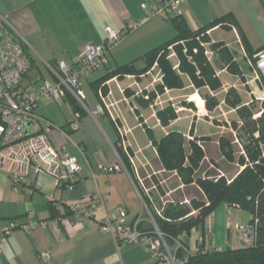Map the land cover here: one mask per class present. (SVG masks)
Returning a JSON list of instances; mask_svg holds the SVG:
<instances>
[{"label": "crops", "instance_id": "obj_1", "mask_svg": "<svg viewBox=\"0 0 264 264\" xmlns=\"http://www.w3.org/2000/svg\"><path fill=\"white\" fill-rule=\"evenodd\" d=\"M156 2L0 0V17L6 20V23L0 20V32L10 30L9 24L23 38L20 45L31 63L29 72L20 81L21 86L42 80L55 85L57 80L47 65L55 67L61 62L72 66L85 45L103 42L106 29L118 32L126 24H138L111 49L107 65L80 77L87 110L79 112V118H75L70 94L60 101L39 99L35 113L43 124L50 125V144L57 152H64L73 159L79 181L70 189L59 188L49 176L31 173L23 183L16 185L0 174V231L12 223L19 226L0 240V264H159L144 247L118 244L111 233L80 222L72 215L66 220L57 210L58 205L69 207L91 202L92 218L100 224L121 206L127 213L125 221H133L145 208L117 151L131 158L134 172L141 170L149 175L158 170L152 166L157 158L152 146L155 130L163 137L178 123L187 121L189 132L195 122L204 118L214 129L220 128L210 122L213 118L208 115L219 105L208 112L199 91L187 77L183 79V75L184 88H163L162 93L155 89L161 84L156 64L141 74L106 76L129 64L137 71L143 70L145 55L176 36L173 17L146 18L145 8H151ZM180 12L176 16H180L190 31H206L209 42L205 47L221 44L232 56L238 54L248 66L250 58L247 56L264 47V0H184ZM222 18V24L213 25ZM169 51L172 53L168 58L176 61L174 51ZM215 53L217 51H206L205 55L210 60ZM177 64H174L175 71ZM215 77L221 82V92L226 91L221 78L224 82L228 78L238 79L225 68L217 69ZM242 77L247 78L243 74ZM204 90L211 97L215 96L216 92L207 87ZM152 92L155 98L145 106ZM167 106H172L177 118L163 127L156 113ZM98 107H102L101 113L97 112ZM201 109L204 113H200ZM187 132H181L185 138L189 135ZM193 132L195 135L194 129ZM149 149L155 157L150 163L151 172L146 173L149 160L138 156ZM102 167L118 169L105 173ZM173 177H168L167 186L169 178ZM177 185L170 191L176 190ZM250 218L243 211L219 206L206 217L202 227L195 230V245L203 238L212 246L227 245L236 249L238 236L234 226ZM39 222L44 225L31 227ZM181 241L190 251L192 242L184 237ZM44 253L49 254L47 262L41 259Z\"/></svg>", "mask_w": 264, "mask_h": 264}, {"label": "trees", "instance_id": "obj_2", "mask_svg": "<svg viewBox=\"0 0 264 264\" xmlns=\"http://www.w3.org/2000/svg\"><path fill=\"white\" fill-rule=\"evenodd\" d=\"M179 17L174 16L171 19L176 36L168 43L145 55L146 66L143 70L137 71L129 64L106 76L121 77L130 73L141 74L156 64L161 75V84L155 87L158 92L162 93L163 88L171 90L184 88L183 79L187 77L193 87L199 91L205 101L207 111L211 113L218 106L219 100L216 96L211 97L204 89L207 87L211 91L217 92L221 88L220 80L215 77L216 70L225 68L229 74L238 77H242V72L234 60V56L226 51L221 44L205 47L209 41L204 29L192 32ZM223 21L224 18L219 19L213 25L222 24ZM128 31L131 30H126V33ZM4 32L9 33V30L2 33ZM170 48L174 50L176 61L168 58ZM206 51H217V53L209 60L205 55ZM257 52L247 56L251 62ZM23 53L29 60L28 54L25 51ZM175 62H178L177 71L173 69ZM105 65L107 63L99 69ZM248 67L253 73L252 68ZM181 75L184 76L183 79ZM65 97L70 96L66 93ZM148 97L149 101L144 102L145 106L152 102L155 94L152 92ZM70 99L75 113L84 111L74 98ZM224 100L227 107L235 113L236 118L231 120V125L237 130V137H241L240 129L245 133L243 134L245 140H242L240 145L244 154H239L237 151L238 155H234L231 143L234 144L235 138L232 133L228 134L229 139L218 137L215 141L218 144V153L225 161L228 164L234 163L239 168L230 179H227L223 174H212L205 170L206 160H208L206 148L212 140L210 137H196L193 127H191L187 138L181 132L170 130L159 141L152 140V146L156 151L158 170H154L149 175L134 172L131 167L133 165L131 158L121 151H117L146 211V216L144 212V215L140 214L126 224L131 225L139 221L138 231L153 239L158 238L156 228L162 236L167 250L180 264H264V109L258 112L257 118L253 119L255 115L253 111L241 106L239 94L231 89L224 94ZM156 116L163 127L169 126L177 118L172 106L158 110ZM239 121L242 124L244 122L246 127H239ZM216 126L219 125L216 124ZM247 126L251 129L249 130ZM208 164L214 166L213 164L216 163L209 159ZM159 174L174 176L173 181L179 184L177 189L170 191L174 189V186L171 187L169 184L167 186L168 178L161 179ZM180 186L181 188H179ZM59 188L66 187L60 185ZM151 189L156 190V197L149 193ZM170 195H172L171 198ZM166 196L169 198L165 199L164 204L158 202V199ZM219 206L235 208L249 214L251 218L248 222L239 223L256 224V242L253 246L242 248L238 241L237 248L231 249L227 245L220 248L212 246L203 238H199L195 250L189 251L182 243L181 238L183 235L190 234L192 230L202 227L206 217ZM70 207L58 205L59 215L61 217L69 215ZM90 207L91 202L87 204V209L90 210ZM120 243L124 242L119 241L118 244ZM156 260L162 264L159 259Z\"/></svg>", "mask_w": 264, "mask_h": 264}, {"label": "built area", "instance_id": "obj_3", "mask_svg": "<svg viewBox=\"0 0 264 264\" xmlns=\"http://www.w3.org/2000/svg\"><path fill=\"white\" fill-rule=\"evenodd\" d=\"M183 3L184 0H157L151 8H145V16L163 19L174 17L181 13ZM0 20L6 23L2 17ZM7 25L11 32H0V174L16 185L23 183L31 173L46 175L53 179L56 186L64 185L70 189L79 181L74 161L66 153L57 152L52 148L49 140L50 125L43 124L35 113L38 101L41 98L60 101L68 93L80 108L87 110L79 79L107 63L108 53L122 39L126 30L117 32L106 29L104 41L99 45H85L72 66L61 62H57L55 67L47 65L57 80L55 85L42 80L21 86L20 81L29 72L30 63L20 45V41H24L23 38ZM137 25L132 23L128 30L135 29ZM249 66L253 70L254 81L259 82L264 90V47L253 56ZM97 112L101 113L102 107H98ZM75 118H79L78 113ZM114 169L101 168L105 173H111ZM68 210L69 215L80 222H88L101 231L111 233L116 243L120 241L140 245L162 264H180L167 250L156 228L158 238L153 239L138 231L139 221L131 225L126 224L127 214L121 206L116 209L115 214L107 215L105 221L100 224L93 220L87 204L73 205ZM69 215L62 218L67 220ZM43 225L44 223L39 222L31 227ZM255 226L256 224L243 223L235 225L240 247L248 248L254 245ZM16 227L19 226L12 223L9 228L0 231V240ZM40 256L45 262L49 259L48 253Z\"/></svg>", "mask_w": 264, "mask_h": 264}, {"label": "rangeland", "instance_id": "obj_4", "mask_svg": "<svg viewBox=\"0 0 264 264\" xmlns=\"http://www.w3.org/2000/svg\"><path fill=\"white\" fill-rule=\"evenodd\" d=\"M132 23L126 24L124 25V30H128V26L131 25ZM2 27V25L0 24V28ZM132 31V30H131ZM123 38V37H122ZM171 49V48H170ZM174 51V50H173ZM170 54L172 53V51H169ZM234 55V59L237 62L239 68L241 69V72L243 75L247 76V78H243V77H238L231 79L228 78L225 82L222 79V83L224 84V87L226 88L225 92H221L223 91V88L221 90H219L216 93H213V95L216 96L217 95V99L219 100V106L213 111V113L209 114L213 120H210V122L212 124H214L216 126L219 125L220 128L218 129H214L213 126H211L210 124H208L207 119H202L199 120L197 122H195L193 129L195 130V136L198 138H204V137H208V136H212L210 137V139L212 140L206 148V153H207V157L208 160L212 159L213 161H215L216 164H213L214 166H209L208 164V160H206V171H209L210 173H216V174H223L225 175V177L227 179H230L236 172L237 170H239V168L234 165V163L232 164H228L225 159L218 153V144L215 142L217 140L218 137H225L227 139H229L228 134L232 133L234 138H235V142L234 144L231 143L232 145V149H233V153L234 155H238L237 151H239V154H244L241 148V144H242V140H245V137H243V134H245L241 129L239 130L241 133V137H237V130L234 129V127L231 125V120L236 118L235 117V113L234 111H232L229 107H227L226 102L224 100V94L229 92L230 89L236 91L237 94H239V98H241V106H244L245 108H249L251 109V111H253V113L255 114L253 119L257 118L259 116V113L262 109H264V90L263 87H261V85L259 84V82L255 81L252 79L253 77V73H251V71L249 70V67L247 65V62L244 61L241 57L239 58L238 54L233 53ZM226 78V77H224ZM256 83V85H255ZM233 97V96H232ZM202 98V97H201ZM203 99V98H202ZM194 100H198L197 97H194ZM200 113H204L203 110H200ZM258 113V114H256ZM239 127L245 126L246 125L242 124L241 121H239L238 124ZM187 127H188V122L187 121H182L180 123H178L175 127H173L171 129V131H177V132H187ZM247 128L250 130L251 128L247 126ZM189 134V132H187ZM162 138L161 134L155 130L154 131V139L156 141H159ZM236 146V147H235ZM143 155V156H142ZM148 158L149 160V166L145 168V172L149 173L151 172V162L154 160L155 157V153L151 151V149H149L148 151H144L141 155L138 156V158ZM147 160V159H146ZM152 166L154 169L158 168V165L156 164V162L152 163ZM140 173L143 174V171L140 170ZM144 175V174H143ZM172 175L170 174H159V177L161 179L163 178H168ZM173 179H175V177L173 178H169V181H172ZM177 182L176 181H172L169 183V186H176ZM150 194H153L154 197H156V190L151 189ZM172 195H170L169 197L171 198ZM168 196H166L165 198H160L158 199L159 203L164 204L165 199L169 198ZM157 206V205H156ZM145 212V216H146V211ZM239 223V222H238ZM196 232L195 230H192L190 233V236H188L189 234L183 235V237L192 242V247L190 248V251L193 252L195 250V240H196ZM182 237V238H183ZM224 237L227 238V233L224 234ZM231 237L233 238V235L231 234ZM226 246V245H225Z\"/></svg>", "mask_w": 264, "mask_h": 264}, {"label": "water", "instance_id": "obj_5", "mask_svg": "<svg viewBox=\"0 0 264 264\" xmlns=\"http://www.w3.org/2000/svg\"><path fill=\"white\" fill-rule=\"evenodd\" d=\"M28 125H29V123H28Z\"/></svg>", "mask_w": 264, "mask_h": 264}]
</instances>
